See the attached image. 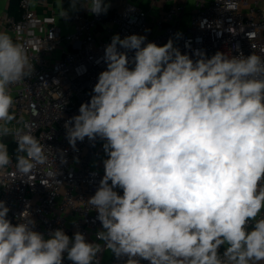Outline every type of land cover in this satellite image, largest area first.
Segmentation results:
<instances>
[{"label":"clouds","instance_id":"1","mask_svg":"<svg viewBox=\"0 0 264 264\" xmlns=\"http://www.w3.org/2000/svg\"><path fill=\"white\" fill-rule=\"evenodd\" d=\"M110 6L70 4L97 16ZM21 37L19 27L15 39L0 31V169L12 163L4 138L13 136L16 171L30 179L47 163L45 147L29 124L8 127L16 119L10 86L35 73ZM146 41L114 34L90 100L64 123L73 151L85 138L102 142L104 175L87 199L102 226L97 240L124 264H264V55L208 57L182 53L171 37ZM59 152L66 164L67 150ZM9 212L0 200V264H63L65 253L72 264H99L101 246L80 231L45 236L24 211L16 223Z\"/></svg>","mask_w":264,"mask_h":264},{"label":"built area","instance_id":"2","mask_svg":"<svg viewBox=\"0 0 264 264\" xmlns=\"http://www.w3.org/2000/svg\"><path fill=\"white\" fill-rule=\"evenodd\" d=\"M106 2L111 5L107 14L98 16L86 9L69 13L68 19L61 17L63 10L40 16L32 9L33 0H19V16L9 12L2 15L1 31L15 39L19 27L21 42L35 65L30 78L10 86L16 119L8 127L15 130L29 124L32 134L45 147L47 163L37 165L30 179L22 176L16 171L15 139L5 137L12 163L0 169V200L7 202L13 223L24 211L45 236L56 228H62L69 237L80 231L88 241L101 246L99 264H124V258L115 257L103 241L97 240L96 233L102 226L87 203L104 175L102 142L97 140L93 146L85 138L77 142L78 151H73L64 128L69 117L79 114L81 103L90 100L98 74L106 68L97 60L114 34L121 38L146 35V43L158 45L171 37L182 53L200 49L208 57L217 51L228 56L239 52L264 55V0H162L163 9L153 20L137 0ZM229 2L236 3L235 10L226 11ZM202 22L206 27H200ZM177 32L182 33L179 39L175 38ZM80 66L86 68L82 75L77 74ZM58 149L67 150L66 164L61 163ZM77 157L78 162L74 159ZM63 264H72L66 253Z\"/></svg>","mask_w":264,"mask_h":264},{"label":"crops","instance_id":"3","mask_svg":"<svg viewBox=\"0 0 264 264\" xmlns=\"http://www.w3.org/2000/svg\"><path fill=\"white\" fill-rule=\"evenodd\" d=\"M141 7L149 10L150 18L158 17L163 9L162 0H137ZM11 0H0V21L4 13L8 12ZM264 5V4H263ZM32 9L40 16H48L62 11V0H33ZM1 31V24H0ZM10 34V33H9ZM11 35V34H10Z\"/></svg>","mask_w":264,"mask_h":264},{"label":"trees","instance_id":"4","mask_svg":"<svg viewBox=\"0 0 264 264\" xmlns=\"http://www.w3.org/2000/svg\"><path fill=\"white\" fill-rule=\"evenodd\" d=\"M70 4L71 0H62V10L65 11L66 9L67 11H69V13L75 12L72 11L73 9L70 8ZM8 12L15 16L20 15L19 0H11Z\"/></svg>","mask_w":264,"mask_h":264},{"label":"rangeland","instance_id":"5","mask_svg":"<svg viewBox=\"0 0 264 264\" xmlns=\"http://www.w3.org/2000/svg\"><path fill=\"white\" fill-rule=\"evenodd\" d=\"M262 8L264 9V5H262Z\"/></svg>","mask_w":264,"mask_h":264}]
</instances>
